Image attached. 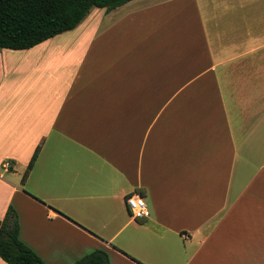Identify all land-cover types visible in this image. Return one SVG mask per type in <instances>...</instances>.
Here are the masks:
<instances>
[{
	"label": "crops",
	"instance_id": "obj_1",
	"mask_svg": "<svg viewBox=\"0 0 264 264\" xmlns=\"http://www.w3.org/2000/svg\"><path fill=\"white\" fill-rule=\"evenodd\" d=\"M137 1L0 49V220L45 264H264V0Z\"/></svg>",
	"mask_w": 264,
	"mask_h": 264
},
{
	"label": "trees",
	"instance_id": "obj_2",
	"mask_svg": "<svg viewBox=\"0 0 264 264\" xmlns=\"http://www.w3.org/2000/svg\"><path fill=\"white\" fill-rule=\"evenodd\" d=\"M134 0H0V49L27 50L73 30L91 9L112 11ZM37 146L22 175L25 183L38 158ZM19 222L9 206L0 220V259L6 264H45L19 239ZM75 264H109L104 250H93Z\"/></svg>",
	"mask_w": 264,
	"mask_h": 264
},
{
	"label": "built area",
	"instance_id": "obj_3",
	"mask_svg": "<svg viewBox=\"0 0 264 264\" xmlns=\"http://www.w3.org/2000/svg\"><path fill=\"white\" fill-rule=\"evenodd\" d=\"M2 167L6 170L10 168V162L6 161ZM125 205L129 215L136 220L147 219L150 212L145 204V200L139 194H131L125 197Z\"/></svg>",
	"mask_w": 264,
	"mask_h": 264
},
{
	"label": "rangeland",
	"instance_id": "obj_4",
	"mask_svg": "<svg viewBox=\"0 0 264 264\" xmlns=\"http://www.w3.org/2000/svg\"><path fill=\"white\" fill-rule=\"evenodd\" d=\"M142 0H138L137 2H141ZM151 1H153V0H146V2H151ZM15 209V208H14ZM16 211V210H15ZM17 213V212H16ZM17 216H18V214H17ZM18 222H19V219H18ZM124 236V235H123ZM123 236L122 235H120L119 237H117V239L114 241V242H112V246L113 247H116L117 248V246H120L121 244L120 243H122V239H123ZM24 243V242H23ZM25 245H27L26 243H24ZM28 246V245H27ZM29 247V246H28ZM117 249H120V248H117ZM32 250V249H31ZM121 250V249H120ZM122 251V250H121ZM35 253V252H34ZM89 253V252H88ZM87 254V253H86Z\"/></svg>",
	"mask_w": 264,
	"mask_h": 264
}]
</instances>
